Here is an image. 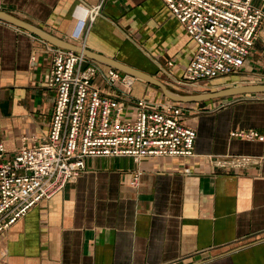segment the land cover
I'll list each match as a JSON object with an SVG mask.
<instances>
[{"label":"crops","instance_id":"0c3cea01","mask_svg":"<svg viewBox=\"0 0 264 264\" xmlns=\"http://www.w3.org/2000/svg\"><path fill=\"white\" fill-rule=\"evenodd\" d=\"M254 3L264 7V0ZM0 10L175 91L180 88L167 69L181 77L197 48L164 0H0ZM51 46L0 19V142L7 157L24 137L32 144L49 132L56 99L49 86ZM90 59L104 70L113 67ZM94 81L119 95L101 75ZM258 82H264V23L241 73L179 92ZM132 90L156 102L171 100L141 78ZM178 103L198 131L195 156L89 157L77 179L0 236V264H264V140L231 135L237 129L264 133V94ZM229 155L256 160L245 166L212 160ZM137 168L144 173L134 186Z\"/></svg>","mask_w":264,"mask_h":264},{"label":"built area","instance_id":"2783aa9c","mask_svg":"<svg viewBox=\"0 0 264 264\" xmlns=\"http://www.w3.org/2000/svg\"><path fill=\"white\" fill-rule=\"evenodd\" d=\"M164 1L197 44L181 77L167 69L174 85L208 87L215 79L241 73L264 23L263 6L254 0ZM51 48L49 86L56 99L49 132L34 136L32 144L24 137L12 157L0 142V236L77 179L91 156H131L139 162L147 156L196 155L198 131L186 122L184 105L137 96L132 92L136 77L114 67L104 70L83 52ZM97 75L119 95L104 92L94 81ZM231 135L264 140L256 129H237ZM212 160L221 166H245L256 159L229 155ZM143 173L134 170L131 184L137 186Z\"/></svg>","mask_w":264,"mask_h":264},{"label":"water","instance_id":"95a60500","mask_svg":"<svg viewBox=\"0 0 264 264\" xmlns=\"http://www.w3.org/2000/svg\"><path fill=\"white\" fill-rule=\"evenodd\" d=\"M0 19L6 20L19 27L25 28L33 32L34 34L42 37L43 39L51 42L52 44L56 46L69 49V50L83 52L85 55H87L88 57L92 59H95L97 61H100L108 65H111L115 68L125 71L126 73H129L130 75L134 77L141 78L148 82L154 83L155 85L159 86L163 90L164 94L168 98L176 102L188 103V102H198V101H204L207 99H216V98H223V97H229V96H240V95H245V94H264V82L246 83V84H241V85H230V86H226L224 88L218 89V90L205 92V93H195V94L182 93V92L170 89L167 84H165L158 78L154 77L153 75L146 73L145 71H142L138 68L122 63L113 58L104 56L102 54L95 53L76 43L64 40L54 35H51L47 33L46 31L33 25L32 23L26 21L25 19H22L12 13L0 10Z\"/></svg>","mask_w":264,"mask_h":264},{"label":"rangeland","instance_id":"374dc122","mask_svg":"<svg viewBox=\"0 0 264 264\" xmlns=\"http://www.w3.org/2000/svg\"><path fill=\"white\" fill-rule=\"evenodd\" d=\"M175 90V89H174ZM180 90V89H179ZM178 89H176V91H179ZM214 90H218V89H214ZM181 92V91H180ZM183 92V91H182Z\"/></svg>","mask_w":264,"mask_h":264}]
</instances>
